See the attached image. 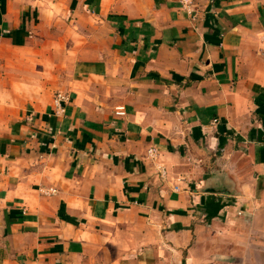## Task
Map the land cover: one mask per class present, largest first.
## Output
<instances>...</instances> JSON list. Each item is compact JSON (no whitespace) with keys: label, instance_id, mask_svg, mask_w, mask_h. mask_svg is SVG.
I'll return each mask as SVG.
<instances>
[{"label":"crops","instance_id":"1","mask_svg":"<svg viewBox=\"0 0 264 264\" xmlns=\"http://www.w3.org/2000/svg\"><path fill=\"white\" fill-rule=\"evenodd\" d=\"M0 264H264V0H0Z\"/></svg>","mask_w":264,"mask_h":264},{"label":"built area","instance_id":"2","mask_svg":"<svg viewBox=\"0 0 264 264\" xmlns=\"http://www.w3.org/2000/svg\"><path fill=\"white\" fill-rule=\"evenodd\" d=\"M60 98H61V95H59V98H58V100H59ZM151 151H155V150H154V149H151V150H150V152H151Z\"/></svg>","mask_w":264,"mask_h":264}]
</instances>
